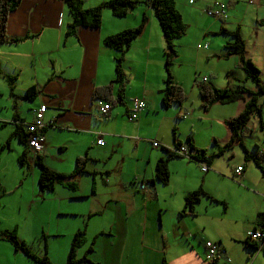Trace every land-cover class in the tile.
<instances>
[{
  "label": "crops",
  "instance_id": "0c3cea01",
  "mask_svg": "<svg viewBox=\"0 0 264 264\" xmlns=\"http://www.w3.org/2000/svg\"><path fill=\"white\" fill-rule=\"evenodd\" d=\"M81 1L83 9H89L108 0ZM241 1L208 0L209 6L204 7L208 10L217 4L226 6V16L217 19L222 21L220 29H240L245 57L258 69L264 84V25L258 23V11H244L250 23L246 27L248 32L241 19L234 22L233 29L225 25L231 16L229 12L238 9ZM194 2L187 3L193 6ZM149 9L145 11L148 22L142 34L124 54L123 103L111 106L108 116L100 118L92 94L96 88L114 82V59L118 56L117 51L103 45V39L138 26L144 12L142 6L131 10L124 17L125 22L103 10L99 28L78 27L74 35L66 36L71 18L63 0H21L6 24L7 37L19 41L0 45V156L9 149L18 159L23 146L12 134L16 126L25 133V125L33 120L32 111L44 105V121L52 120L53 127L43 132L44 150L39 154L43 163L55 172L68 175L75 169L77 158L88 159L84 172L68 180L74 188L57 184L52 192L46 193L57 192L60 187V200L67 199L71 205L69 211L62 212L86 217L84 244L77 256L87 243V233L92 244L88 255L91 264H100L98 253L103 257L101 264H163L164 261L208 264L206 241L218 244L226 252L213 264H264V239H251L255 232L264 233V221L259 218L264 214V176L254 162L257 159L264 169V108L259 115L251 116L241 134L246 155L237 144L224 149L230 137L225 123L242 112L249 97L227 105L214 104L207 111L198 100L202 112L189 107L185 103L187 93L181 74L174 67L180 63L178 57L170 72L185 98L179 104L163 107L164 42ZM209 32L202 30L205 37ZM182 56V62L189 59ZM5 77L14 79L12 89ZM242 78L236 79L232 90L242 87V82L245 86L251 82L253 86L245 88L256 91L246 75ZM196 79L193 73L188 85L195 92L198 89L192 83L231 89L226 76L227 85L208 78L197 83ZM112 86L115 96L118 85ZM30 88L34 94L26 99ZM133 99H142L145 109L135 122L129 123L127 117ZM99 138L103 142L101 146L96 144ZM188 138L193 152L203 151L205 156H212L206 173L195 162L170 156L175 144L186 145ZM153 142L160 147L154 148ZM233 146L234 149L238 146L240 152L235 153ZM68 150L73 154L72 169L65 166ZM221 157L227 158L224 167L219 164ZM159 159L168 160L169 179L164 185L155 179ZM95 164L103 165V169L97 171ZM237 167L242 168L243 179L239 183L232 178ZM25 168L27 176L35 170L38 175L29 158ZM199 188L217 202L201 197L191 214L188 210L181 214L185 197ZM246 242L259 248L251 249Z\"/></svg>",
  "mask_w": 264,
  "mask_h": 264
},
{
  "label": "trees",
  "instance_id": "16d2710c",
  "mask_svg": "<svg viewBox=\"0 0 264 264\" xmlns=\"http://www.w3.org/2000/svg\"><path fill=\"white\" fill-rule=\"evenodd\" d=\"M21 0H0V45L5 43H15L19 40H11L6 35V24L8 16L12 13L18 6ZM68 13L71 18L70 24L67 26L66 36L74 35L78 27H86L97 29L101 24V16L103 10H108L111 15L115 18H124L129 11L134 10L140 4L148 6L156 19L158 26L160 28L162 38L164 40V69H165V80L164 89L162 93V105L167 108L172 103L179 104L184 100L185 95L183 93L180 85L173 81L170 67L175 56L173 41L184 37L187 27L182 21L180 13L176 9L175 0H144L143 2L139 0H108L93 8L83 9L81 0H63ZM148 19L145 14L142 15L140 23L137 27L132 29H127L117 34L109 35L103 39V45L107 48L113 49L118 52V56L114 59V71L115 80L110 82L108 85L103 87H98L94 90L92 94L93 100H103L104 102L110 103L111 106L123 103L122 91L125 85V78L122 71V63L124 61V54L130 48V45L135 41L143 32ZM221 34L230 36L233 40L227 42L224 45L226 54L223 56L227 59L230 56H236L238 59V66L244 71L246 78L250 79L256 91H250L245 87H239L235 90L232 89H217L210 84H198V97L200 100V106L204 111H207L214 104L227 105L239 100H244L246 96L249 99L245 103V107L237 116L228 120L225 125L229 130V140L224 145V149H230L232 145L237 144L242 147L244 155H246V149L243 147L241 141V134L245 130L251 116L253 114L259 115L264 108V84L259 79L258 69L245 57V43L240 35V29L236 28L234 31H226L225 29H220ZM1 75V71H0ZM10 89H12L13 78L5 77ZM116 83L118 85L117 94L113 96L112 94V84ZM34 94L32 88L28 89L25 94L26 99H31ZM12 95V93H11ZM261 100V103L259 102ZM53 127V126H52ZM46 128L45 130H47ZM44 130V131H45ZM43 131V132H44ZM12 137H16L23 146V150L17 159L20 166H25L27 159L33 161L34 166L38 170L37 177V187L40 193L52 192L57 184L64 185L66 188H74L73 184H70L68 180L74 176L84 172V164L87 162V157L77 158L75 161V169L71 174L65 175L55 172L48 168L39 155H32L27 146V134L23 132L20 126H16ZM8 143V142H7ZM6 143V144H7ZM186 146L193 152V146L190 143L189 138L185 142ZM181 144H175V148ZM195 162H210L212 156H205L203 151H194ZM170 156L177 157L171 152ZM178 158V157H177ZM256 166L260 169L262 175L264 176V169L259 164L258 160H254ZM155 179L161 184H167L169 179L168 172V160L159 159L155 165ZM201 197H207L212 202H217L212 199L206 192L201 188L188 194L184 199V209L180 212L188 213L193 212V207L200 201ZM87 217H91L88 215ZM260 220L264 221V214L259 215ZM15 230V229H14ZM85 230L77 231L70 243L69 252L64 264H91L88 260L87 255L92 252V244L86 251V255L78 258L77 251L84 244ZM44 239V237L42 236ZM6 240L16 252H21L24 256L31 259L36 264H52L48 261L47 257L43 255L42 257H37L32 253L23 243L19 242L16 238L15 231L6 232L0 234V240ZM247 245L251 249L257 250L259 246L257 244ZM163 264H166L165 261Z\"/></svg>",
  "mask_w": 264,
  "mask_h": 264
},
{
  "label": "rangeland",
  "instance_id": "374dc122",
  "mask_svg": "<svg viewBox=\"0 0 264 264\" xmlns=\"http://www.w3.org/2000/svg\"><path fill=\"white\" fill-rule=\"evenodd\" d=\"M139 1L143 2L144 0ZM175 2L177 3L180 14L183 15L187 30L184 37L173 41L176 56L173 58V61L178 57L180 62L179 64H175L174 67L179 70L187 93L185 103L188 104L189 107L201 111L198 107V92L192 91L188 86L193 73H195L197 83H200L204 77L206 79H214V82L227 85L225 80L226 76L227 81L231 85L228 87H231V89H234V85H236L235 82L237 81L236 79H243L242 77L245 76V73L239 66L235 65V58L237 57L232 56L228 57V59L223 58L226 54L224 45L229 42V40L232 41L233 39L230 36L221 34V20L206 15V7H204V5L209 6L208 0H198L194 2L193 6L188 5V0H175ZM250 2L251 4L249 0H242L238 5V9H234L232 13L229 12L231 16L229 20L225 22L227 28L233 29L235 27L234 22L241 19V21H244V30L248 32L246 27H250V23L244 16V11L253 9H256L259 13L260 20L258 23L262 26L264 25V0H250ZM139 6H142L144 11L141 17L143 14L147 15L145 11L148 10L149 7L143 4ZM139 6H137V8ZM245 6H247L248 9ZM211 8H214V5ZM149 10L152 12L151 9ZM132 11L128 13L130 14ZM125 20L124 18L121 19L122 22H125ZM203 29H208L210 31L206 37L202 33ZM198 45L200 47L207 45L208 48L207 50L197 49ZM183 51H185V53H183ZM223 53L225 54L223 55ZM182 55H187L189 59L185 58L184 62H182ZM207 56L213 57L206 58ZM171 66L173 67V62ZM242 84L241 86L243 87L253 86L251 82L247 83L246 86L245 82H242ZM192 85L194 88L198 89L196 84L192 83ZM190 103L192 105H190ZM4 133H6V131H4ZM247 141L249 140L246 139V142ZM239 149L238 146H235V149L233 146L235 153L240 152ZM70 150L67 151L69 153L66 157L65 166L72 169L74 166L73 154ZM50 157L55 158L52 155ZM16 159L14 151L11 150L10 152L9 149H6L5 153L0 156V234L15 231L17 240L23 243L37 257L45 255L52 264H64L69 252L71 239L77 231L84 229V224L86 225L87 223L86 217H81V215L77 214H69L71 212H62L69 211L67 209L70 208L69 206L71 205L67 199L63 201L60 200L62 197L60 191H58L60 187H57V192L54 191V193H40L37 187V171L35 170L30 176H27L25 166L21 168V166L17 164ZM218 160L221 161L219 164H223L224 167L227 158L221 157ZM109 166L111 165L109 164ZM94 168L100 171L103 169V165L95 164ZM20 180H22V182L19 185ZM83 182L86 184L85 177ZM144 187H140L141 190H143ZM86 238L87 243L79 251V258L87 254L86 251L91 245L87 233ZM7 250H9V252H7ZM97 256L100 264L103 263L102 254L98 253ZM92 260L95 259L92 258ZM0 264L36 263L24 256L21 252H16L9 247L6 240L2 239L0 240Z\"/></svg>",
  "mask_w": 264,
  "mask_h": 264
},
{
  "label": "built area",
  "instance_id": "2783aa9c",
  "mask_svg": "<svg viewBox=\"0 0 264 264\" xmlns=\"http://www.w3.org/2000/svg\"><path fill=\"white\" fill-rule=\"evenodd\" d=\"M195 0H189V4H193ZM226 6L222 4L215 5L214 8L208 9L205 11L206 15L208 17L214 18V19H222L226 16ZM198 48H201L198 46ZM204 49L207 48L206 45L203 46ZM206 79L203 78L201 82H205ZM97 112L98 116L100 118H105L108 116L109 111L111 109L110 103L104 102L102 100H97L96 102ZM145 109V103L142 99H133L131 101V111L130 114L127 117V121L129 123L135 122L138 118V115L144 111ZM46 112V107L44 105L38 106L36 109L32 111L33 120L31 123L25 125V133L27 134V146L29 147L30 152L32 155H39L44 150V139H43V131L46 128H52L53 121H44V114ZM96 144L98 146H101L103 144L102 140L99 138L96 141ZM152 146L154 148L160 147V145L157 142H153ZM170 152L177 156L178 158H184L186 160L195 162L192 160L194 158V153L190 151V149L186 145H180L177 148H173L170 150ZM32 161V160H31ZM199 167L202 173H206L209 168L207 166L206 162H195ZM242 168L237 167L233 172V180H235L237 183L241 182L242 174H241ZM144 185H142V188ZM251 239L253 241H261L264 239V233L263 232H255L252 234ZM205 248V260L208 264H213L221 257H224L226 255V252L223 248H221L218 244L206 241L204 243ZM227 262H229V259H227Z\"/></svg>",
  "mask_w": 264,
  "mask_h": 264
},
{
  "label": "bare ground",
  "instance_id": "6f19581e",
  "mask_svg": "<svg viewBox=\"0 0 264 264\" xmlns=\"http://www.w3.org/2000/svg\"><path fill=\"white\" fill-rule=\"evenodd\" d=\"M103 101V100H102Z\"/></svg>",
  "mask_w": 264,
  "mask_h": 264
}]
</instances>
